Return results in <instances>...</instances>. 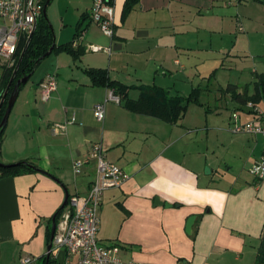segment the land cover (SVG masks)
I'll return each instance as SVG.
<instances>
[{
  "label": "crops",
  "instance_id": "crops-1",
  "mask_svg": "<svg viewBox=\"0 0 264 264\" xmlns=\"http://www.w3.org/2000/svg\"><path fill=\"white\" fill-rule=\"evenodd\" d=\"M124 3L114 0V35L110 39L90 19L92 0H67L66 8L72 9L76 19L73 36L83 19L89 22L77 45L84 50L90 45L110 48V54L85 50L75 61L69 55L56 56L49 63L52 71L46 75L56 78L60 72H68V83L56 84L46 102L25 91L17 94L13 107H17L20 122H29L26 131L32 127V113L41 120L35 127L39 142L30 147L17 145L9 153L4 133L0 162L26 161L48 175L28 172L0 178V264H20L26 258L33 259L32 264L42 263L51 218L65 195H85L94 180L95 161L79 175L72 171L73 162L84 159L93 145H100L105 159L128 177L122 187L103 193L98 209V243L117 246L123 262L255 264L264 235V180H255L248 170L260 156L261 139L240 134L246 138L244 144L233 137L228 140L225 130L217 129L218 147L225 150L227 144L232 155L240 159V176L234 182L227 181L218 174V162H230L214 157L213 149L208 153V134L202 137L204 143L193 139V130L182 124L186 109L176 124H167L107 102L103 122H96L93 108L104 103L109 91L92 86L83 70H105L111 80L133 87L128 92L131 100L137 99L141 86L183 97L171 95L164 87L166 80L178 76L173 73H186L182 61L210 49L204 38L214 34L231 38L251 25L260 26L254 14L250 17L241 10L251 6L253 11L257 6L264 14V0H138L121 20ZM230 52L224 57H230ZM198 57L200 64L208 61L206 56ZM227 86L220 91L229 97L233 110H238L231 94L224 93ZM236 87L237 93L243 92ZM252 92L253 88L248 94ZM72 115L75 124L65 125ZM227 123L231 126L230 115ZM57 125H65L64 130L53 133ZM204 167L210 172L204 173ZM243 169L247 170L244 175ZM155 198L170 207L155 205ZM190 218L193 222L188 230ZM64 258L65 253L59 251L50 261L57 264L62 259L63 263Z\"/></svg>",
  "mask_w": 264,
  "mask_h": 264
},
{
  "label": "rangeland",
  "instance_id": "rangeland-1",
  "mask_svg": "<svg viewBox=\"0 0 264 264\" xmlns=\"http://www.w3.org/2000/svg\"><path fill=\"white\" fill-rule=\"evenodd\" d=\"M66 7L67 0H52L51 4L48 5L46 9V18L51 26L54 44L56 46L70 42L75 31L76 19L72 14V9ZM250 7L241 10L242 14L250 17L254 14L260 26L255 28L251 25L250 28H246L247 31L237 32L236 36L234 37V35H232L231 38L217 34L207 37V39L204 38V44H211L210 49L199 53L196 52L193 54L195 56L189 57V61H182V64L186 67V73H173L178 76H175V78L171 80L167 79L166 85L164 86L169 89L171 95L178 94L185 98L189 97L193 89H198L199 102L202 106H198L192 101L183 102L187 105L185 119L182 120V124L186 128L193 130L191 134L193 139H196V142L204 143L202 137L208 134V153L212 154L211 150L213 149L215 151L214 157L219 156V158L227 159L228 162L232 164L229 163L226 165L218 159V174L225 176L227 181L230 182L236 181L238 176H240L238 165L240 159L235 154L232 155V151L227 148V144L225 150L218 147V139L215 137L216 134L218 135L217 129L222 128L223 131L225 130V133L228 135V140H230V137H233L240 142H244L246 138L242 135L231 134L229 131L231 126L227 123V120L228 116L234 111L232 108L233 104L228 96L221 93L220 89L230 84L238 86L240 90L242 88L244 89V86H247L248 92L252 91L255 82L253 74L264 73V24H260V22L262 23L264 20V14L257 6L253 11ZM228 50L231 51L230 57L225 58L224 55ZM59 55L67 58L66 53L56 52L44 58L34 69L29 80L21 86L20 91H25L28 92L30 96L38 97L37 87L45 79L46 74L52 71L49 70L50 61ZM198 56H206L208 61L200 64L198 60L201 59H199ZM2 72L3 68L0 66V77ZM60 73L61 74L55 78L56 84L60 83L61 85V83H68L70 78L68 72ZM189 73L191 76L187 77ZM56 79H60V82ZM260 105L262 104L260 103ZM238 106L239 105H237L236 108ZM242 107L243 106H239L238 109ZM208 109L211 110V113H206ZM206 116H208V118ZM17 117H19L17 114V107H12L9 118L7 119L8 125L4 131L5 137L3 136L4 141H6L4 146L9 153L14 151L17 145H28L30 147L31 145H37L39 142L38 134L35 129L36 125H38L37 121L41 122L38 114L35 112L32 113V127H30L28 131L26 130L29 126V122H20ZM240 117L242 120L245 119V116L242 114H240ZM206 124L207 128L204 129V125ZM7 133L8 137H6ZM200 138L202 141H199ZM202 150H204V148ZM241 158L243 157L241 156ZM243 164L242 162V165ZM230 165L231 169L228 171V166ZM206 168L209 169V167H204V173ZM246 171V169H243L241 174L244 175ZM38 264L42 263L39 262ZM57 264H63L62 259H59Z\"/></svg>",
  "mask_w": 264,
  "mask_h": 264
},
{
  "label": "built area",
  "instance_id": "built-area-1",
  "mask_svg": "<svg viewBox=\"0 0 264 264\" xmlns=\"http://www.w3.org/2000/svg\"><path fill=\"white\" fill-rule=\"evenodd\" d=\"M113 3L114 0H92L90 8L91 21L105 37L110 39L114 35ZM43 10L42 0H0V66L2 68L13 65L19 45L29 40L37 21L43 15ZM85 50L90 53L110 54V48L93 45ZM55 90L54 75H46L37 87L39 100L48 101ZM107 102L120 104L119 98L109 91L104 103L97 104L93 108V117L98 123L104 120ZM240 114L245 116V121H242ZM66 124H75L74 115ZM230 124L231 134H245L261 139L260 156L248 172L255 180H264V104L247 102L240 110L232 112ZM64 126H54L52 132L63 131ZM91 161H95L94 180L85 195L69 196L67 207L59 216L55 228L50 257L56 259L58 252L63 251L65 253L63 264H141L132 261L123 262L119 258L117 246L105 247L98 243V209L103 193L122 187L128 177L121 168L105 159L100 145H93L84 159L73 162L74 175H79ZM33 262V259L26 258L22 259L20 264Z\"/></svg>",
  "mask_w": 264,
  "mask_h": 264
},
{
  "label": "trees",
  "instance_id": "trees-1",
  "mask_svg": "<svg viewBox=\"0 0 264 264\" xmlns=\"http://www.w3.org/2000/svg\"><path fill=\"white\" fill-rule=\"evenodd\" d=\"M137 1L138 0H125L121 20H124L126 18L133 6L137 3ZM42 2L43 6H46L47 8L51 0H42ZM85 20L86 19H83L82 22L79 23L76 29V33L70 42L56 46L54 44V37L51 30V26L47 18L43 15L39 18L35 30L31 34L29 40L19 45L14 58L13 65L9 68H3V72L0 77V101L2 100L11 79L12 82L8 89V92L5 95L4 101L0 106V125L6 111L8 98L13 90L15 83L24 77H28L29 80V78L34 72V69L38 66L40 61L46 58L44 56L46 53L49 52L50 49L51 51L48 56L54 52L66 53L74 61L78 60L81 56L84 55L85 50L77 45V40L82 34V31H80V29ZM74 44H76V46H74ZM83 72L89 78L92 86L103 87L108 91H111L114 96L119 98L120 104L127 111L133 114L153 117L167 124H176L183 117V114L186 109V107L182 106L183 102L192 101L194 104L202 106V104L199 102L198 89H193L189 97L183 98L179 96L172 97L167 91L158 87L141 86L137 88V90L139 91L137 99L131 100L128 98V92L134 88L127 87L117 81L111 80L105 70L89 68L84 69ZM255 79L256 81L253 85V92L250 95L248 94V90L246 87L243 89L242 93H237V87L233 85H228L224 90V93L231 94L232 100L238 103L239 106H243L247 102H253L256 104L264 102V73L255 75ZM21 86L22 85L19 86V90ZM5 128L6 124L4 126H0V146ZM17 164L18 166L12 168H0V178L7 176H19L28 172L44 173L43 171L38 169L34 164L29 162L25 161ZM44 174L48 175L47 173ZM68 201L69 196L67 198V204ZM67 204L64 207L61 206L53 215L52 218H54L55 220V225H57L59 216L67 207ZM49 237L50 230L48 232V245L50 244ZM41 259L42 263L45 264L46 256L42 257ZM52 263L53 261H50L49 259L48 264ZM255 264H264V235L262 236L259 246L257 248Z\"/></svg>",
  "mask_w": 264,
  "mask_h": 264
},
{
  "label": "water",
  "instance_id": "water-1",
  "mask_svg": "<svg viewBox=\"0 0 264 264\" xmlns=\"http://www.w3.org/2000/svg\"><path fill=\"white\" fill-rule=\"evenodd\" d=\"M43 16L46 17V6L44 7V10H43ZM88 24H89L88 21H87L86 23H84L83 26L81 27V31H83L84 28L86 27V25H88ZM50 51H51V49L49 50L48 53L45 54L44 57H47L48 54L50 53ZM44 57H43V58H44ZM27 81H28V77H24V78L18 80V81L15 83V85H14V87H13V90H12V92H11L9 98H8L7 105H6V111H5V114H4V117H3V119H2V122H1V125H0V126H4V125L7 123V119H8V117H9V114H10V112H11V109H12V107H13V105H14V102H15V100H16V98H17V94H18V92H19V86H20V85H24ZM11 82H12V79H11L9 85H8V88H7L6 92H5V94H4L3 98H2V100L0 101V106H1L2 102L4 101L5 95H6V93L8 92V89H9V87H10V85H11ZM186 105H187L186 103H185V104H184V103L182 104L183 107H185ZM15 166H18V164L16 163V164L5 165V164L0 163V168H12V167H15ZM209 172H210L209 169L206 168V169H205V173H209ZM67 198H68V195L66 194V195H65V200H64V202H63V204H62V207H64V206L67 204ZM154 204H155V205H163V206H165V207H170L169 204H167V203H161L157 198H155V200H154ZM192 222H193V218H190V219L188 220V222H187V229H188V230L191 228V224H192ZM55 228H56L55 220H54V218H52V219H51L50 237H49L50 244L47 246V252H46V255H45V256H46V263H45V264H48L49 259H50V254H49V252H50V250H51V242H52V239H53V236H54V233H55Z\"/></svg>",
  "mask_w": 264,
  "mask_h": 264
}]
</instances>
